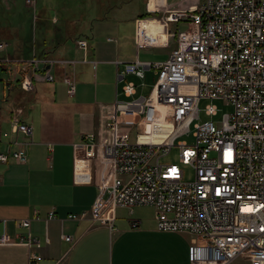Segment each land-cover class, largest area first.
<instances>
[{
    "label": "built area",
    "instance_id": "obj_1",
    "mask_svg": "<svg viewBox=\"0 0 264 264\" xmlns=\"http://www.w3.org/2000/svg\"><path fill=\"white\" fill-rule=\"evenodd\" d=\"M199 2L190 11L174 9L157 19L162 33L152 42L140 37L138 50L156 46L160 35L167 38L169 24L184 22L188 29L179 30L166 61L118 63L123 65L118 83L127 76L144 79L148 71H156L158 79L148 97H135L136 86L126 83L123 93L129 100L116 101L111 111L102 106L99 135L85 134L73 145L74 182L94 185L98 195L90 210L68 219L89 220L112 232L118 208L132 212L151 207L160 232L189 233L200 240L189 247L190 264H233L239 259L264 264V0ZM37 3L26 0L34 28ZM75 45L84 54L81 62L48 56L8 58L3 54L10 44L1 41L0 65L10 71L6 87L16 83L30 93L38 83H54L60 69L67 94L74 97L77 65H97L88 57L87 39H77ZM203 100L211 101L205 108L211 119L200 123ZM221 100L233 110L215 121L219 111L212 102ZM23 114L24 108L15 106L10 132H0V141L11 137L7 145L16 146L0 148V164L28 162L26 148L34 144V129L22 120ZM192 126L195 142L177 144ZM173 148L180 149V162L192 168L193 181H184L179 165L161 163ZM55 219L52 210L44 221ZM34 220H42L38 211ZM31 223L18 221L26 234L16 238L0 233V246H25L29 264H39L42 243L32 235ZM138 226L132 223L134 229ZM62 239L73 242L71 236Z\"/></svg>",
    "mask_w": 264,
    "mask_h": 264
},
{
    "label": "crops",
    "instance_id": "obj_2",
    "mask_svg": "<svg viewBox=\"0 0 264 264\" xmlns=\"http://www.w3.org/2000/svg\"><path fill=\"white\" fill-rule=\"evenodd\" d=\"M92 1L93 7L101 12L99 19L92 22L91 17L78 19L75 14L67 15L69 3L54 0L47 2L50 6L42 5L38 10L39 20L35 28L31 22L28 36L24 35L22 25L0 31L13 41L11 58L28 60L33 56H48L81 62L84 54L76 48L75 41L85 38L89 42L88 57L97 62L96 66L77 65L74 97L68 96L60 69L56 70L54 83H38L30 93L12 88L13 84L7 85V90L12 89L14 100L9 105L0 104V122L9 126V133L13 108L23 107L22 120L33 126L34 144L26 148L27 164L20 165L13 160L0 164V233L5 231L13 238L25 235L26 230L19 228L17 222L32 220L31 233L42 243L39 253L43 260L39 264H190L189 247L194 240H200L189 233L160 232L153 208L148 216L118 208L112 232L89 220L68 219L71 214L90 210L98 195L94 185L74 182L73 144L80 142L83 134L99 128L102 106L104 111H111L116 101L129 100L123 93V82H117V73L123 70V65L118 63L137 59L166 61L176 47L175 40L160 35L159 44L144 50H138V41L141 37L152 42L154 35L162 33L157 19L179 6L186 8L183 0H118L124 2L122 5L115 4L114 0ZM127 3L140 9H132L129 16L124 15L126 19L121 18L123 13L113 19L104 14L105 11L114 13V7ZM51 7L61 11L56 13ZM150 72L158 77L156 71L146 72L144 79L130 76L134 77L130 82L136 86L135 97H148L139 95V87L146 86L144 80ZM36 96L45 106L38 118L30 120L27 104ZM76 121H79L77 128ZM18 139L25 142L22 135ZM11 140V137H2L0 148L15 150V145H7ZM52 210L56 219L46 223L44 220ZM35 211L41 221L34 220ZM3 221H7L5 226ZM136 221L139 226L134 229L132 223ZM62 236H71L73 242L65 241ZM28 255L27 247L22 245L0 246V264H29Z\"/></svg>",
    "mask_w": 264,
    "mask_h": 264
},
{
    "label": "rangeland",
    "instance_id": "obj_3",
    "mask_svg": "<svg viewBox=\"0 0 264 264\" xmlns=\"http://www.w3.org/2000/svg\"><path fill=\"white\" fill-rule=\"evenodd\" d=\"M64 1H67L69 3L67 6V10H66L67 15L75 14L76 16H78V19H82V17H86V18L91 17V22L93 20L99 19V15L101 14V12L97 11L96 7L95 8L93 7L94 1L92 0H58V3L59 2L64 3ZM158 1L161 2V0H158ZM47 2H54V0H38L39 12L42 8V5L50 6L47 4ZM114 2L115 4L119 3V5L120 4L122 5L124 3L123 1L120 3L118 2V0H114ZM183 2L185 3L186 8L184 7L185 9H182V8H179L180 7L179 6L177 7L178 10L190 11L200 4L199 0H183ZM153 4L154 2L151 3V8H153ZM123 6L114 7L113 8L115 10L114 13H110V11L107 13L105 11L104 14L109 15L113 19V18L119 17L120 14L123 13L121 18L126 19L125 16H129L131 14L132 9H134V11H138L140 9L139 7H135V8L130 7L129 3L124 4ZM53 8L54 7H51L50 9L53 10ZM57 11L60 12L61 9L57 10V8H54V12L57 13ZM102 21H105V20H102ZM31 22H33V15L30 9L26 5V0H0V31L3 29L13 30L16 27H19L20 25H22L24 35L28 36L31 31L30 30ZM91 22L89 25L90 37H92ZM126 22H132V21H126ZM126 22H122L121 24H125ZM187 29L188 27L184 22H181L179 24H169L167 36L170 37L172 40H174L179 30L186 31ZM35 32H36V29L34 33ZM135 39L136 38L134 36V45L137 42V39L136 40ZM0 41H5L10 44L8 51L4 53L3 55L11 58V54L14 49V47L11 46L13 44V41L4 37L3 34L1 33H0ZM48 47H51L49 42H48ZM156 53L161 54L163 52L156 51ZM9 76H10L9 70L0 69V102L5 105H9L12 102V100H14V94L11 91L12 89L9 91L7 90V87H6V80L9 78ZM157 79L158 77L154 74V72L147 73L146 79L144 80V82L146 83V86L139 87V92H140L139 95L146 94L147 96H149L157 82ZM133 80H134V77L127 76L126 81H124L123 84L125 85L126 83L133 81ZM139 83H141V81ZM16 87H17V84L14 83L12 88H16ZM4 91L6 92L3 93ZM38 97L36 96L32 101H30L27 104L28 105L27 111L30 114V120L38 118V115L41 114L43 107L45 106L42 99ZM210 104H211V101H207V100L201 101L199 105V108L201 110L200 119L197 122L203 123L211 119L205 114V108ZM212 104L215 105L219 111L218 116L214 118L215 121L220 120L224 114H230L233 110L232 106L228 105L223 100L214 101L212 102ZM2 125H4V123L0 122V128ZM77 125H79V121L75 122L76 128H77ZM8 131H9V126L5 124L2 129V134L8 133ZM95 133L99 135L98 129L95 131ZM193 133H194V126L191 127V131L189 134H184L176 140L177 144L179 142H187V144L189 145L193 144L195 142ZM106 138L108 139V141H111L110 133H108L107 131H106ZM1 144L4 145V140H3V143ZM160 161L162 164L179 165L181 169L185 172V178H184L185 182H191L194 180V173H193L192 168L189 166H185L180 162V149L179 148H173L172 151L167 156L163 157ZM133 210L143 216H148L152 214L151 207H136ZM233 264H248V263L244 259H239L235 261Z\"/></svg>",
    "mask_w": 264,
    "mask_h": 264
},
{
    "label": "trees",
    "instance_id": "obj_4",
    "mask_svg": "<svg viewBox=\"0 0 264 264\" xmlns=\"http://www.w3.org/2000/svg\"><path fill=\"white\" fill-rule=\"evenodd\" d=\"M0 69H3V70H8V68L4 65H0Z\"/></svg>",
    "mask_w": 264,
    "mask_h": 264
}]
</instances>
